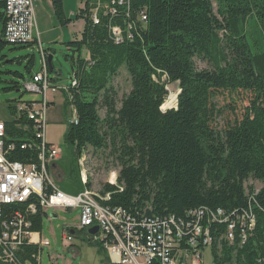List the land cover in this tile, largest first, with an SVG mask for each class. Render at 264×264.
I'll return each mask as SVG.
<instances>
[{
	"label": "trees",
	"instance_id": "trees-1",
	"mask_svg": "<svg viewBox=\"0 0 264 264\" xmlns=\"http://www.w3.org/2000/svg\"><path fill=\"white\" fill-rule=\"evenodd\" d=\"M100 1L98 23L91 10L99 0H86L76 16L86 22L81 39L67 43L77 85L62 89L76 119L70 121L71 111L67 143L79 155L88 146H112L120 167L118 184L106 183L98 201L110 209H124L138 222L174 216L179 224L197 223L191 212L200 210L206 213L204 226L218 210L232 220L243 215L246 222L248 215H254L256 222L245 242L239 237L234 243L226 241L225 223L212 222L209 228L215 264H257L264 259V49L257 46L253 51L245 26L249 18L257 20L264 39V0H216L218 13L214 0ZM5 9L6 0H0V49L7 44ZM53 9L61 25L75 20L65 16L62 0H53ZM143 12L146 22L139 19ZM114 26L123 30L124 42L116 43ZM195 57L207 59L212 67L199 70ZM33 64L31 58L29 71ZM123 65L132 89L118 108L110 82ZM172 83H179L181 90L178 106L163 110L167 85ZM225 94L231 96L227 105L235 118L227 119L219 130L215 122L222 110L215 98ZM239 96L249 99L241 113ZM101 106L106 109L107 129L99 114ZM10 108L15 116V108ZM25 124L30 130H24ZM31 127L25 117L7 121L9 141L17 142L9 156L12 161L37 160L30 149L20 148ZM251 178L263 182L260 190L246 185ZM8 209H16V204ZM44 217L41 211L31 217L32 231H42ZM40 250L25 244L18 256L33 260ZM0 264L10 262L0 260Z\"/></svg>",
	"mask_w": 264,
	"mask_h": 264
},
{
	"label": "built area",
	"instance_id": "built-area-1",
	"mask_svg": "<svg viewBox=\"0 0 264 264\" xmlns=\"http://www.w3.org/2000/svg\"><path fill=\"white\" fill-rule=\"evenodd\" d=\"M35 1L6 0L8 21L4 39L7 43L28 45L38 42ZM125 2L126 0H118L119 4ZM101 3L99 0L97 7L91 10V18L95 23L99 22ZM105 6L111 13H115L113 7L110 8L107 4ZM139 19L146 22V13H140ZM112 35L116 43H122L126 38L123 30L115 26L112 27ZM130 37L128 35V39ZM42 59V71L24 82L25 90L42 95V100L19 101L12 105L16 110L13 119L25 117L32 122L30 137L26 142L20 143V148L30 149L35 153L36 161L23 163L9 159L17 142L9 141L7 121L0 119V260H7L10 264H28L18 256L23 245H35L40 249L51 246L50 239L34 236L31 219L39 211L48 215L50 209H80L79 223L68 225L64 229L66 242L73 240L70 229L82 230L99 226L94 239L106 250L109 264H206L203 251L209 247L207 233H211L209 226L212 222L227 225L223 237L229 243H234L238 237L241 242L247 240L248 230L252 229V223L256 221L254 215H248L246 222L243 215L236 214V219L232 220L225 211L218 210L216 218H209L208 224L204 226L201 222L206 219V213L200 210L191 212L197 217V223L179 224L172 222V216L166 221L142 218L138 222L122 208L110 209L95 202L85 191L76 196L65 194L58 187L50 170L51 165L61 157L62 150L47 139V111L50 106L48 93L54 86L50 79L48 54L44 50ZM76 85L77 80L72 77L71 86L64 89L68 91ZM70 121L76 123L73 117ZM23 128L28 131L30 125L25 124ZM8 202H16V209H8ZM237 226H240L238 234ZM33 261L39 264L40 256L35 254ZM257 264H264V259L259 258Z\"/></svg>",
	"mask_w": 264,
	"mask_h": 264
},
{
	"label": "rangeland",
	"instance_id": "rangeland-1",
	"mask_svg": "<svg viewBox=\"0 0 264 264\" xmlns=\"http://www.w3.org/2000/svg\"><path fill=\"white\" fill-rule=\"evenodd\" d=\"M214 11L218 13L219 4L214 0ZM262 25L257 20L249 18L247 20L245 31L248 35L249 42L253 51L260 46L264 49V39L262 38ZM222 33V32H221ZM1 36V29H0ZM36 38L37 35H36ZM40 40L33 44L19 45L7 43L0 49V119L8 121L13 119V109L10 106L15 105L19 101H40L42 95L29 93L25 90L24 82L29 80L32 75L37 74L43 69L42 50L54 55L52 66L50 70V78L54 79L53 86L56 88L51 89V97L53 103L50 104L47 117L48 129L47 139L49 142L59 146L62 150L61 157L56 161V165L62 173V177L56 180L58 187L65 193L71 196H76L80 191L90 190L92 195L99 197L101 190L106 183L118 184V177L120 167L116 161L115 154H112V146L104 149H95L88 146L79 155L75 146L67 143L66 133L68 131V118L71 111L74 113V107L66 106V93L63 88H67L72 84V60L67 55L73 52L69 49L67 43H52L41 44ZM70 42V41H69ZM42 47H41V45ZM34 58V64L31 65L29 71V60ZM195 64L199 70L210 69L212 67L210 61L195 57ZM20 73L22 76L16 75ZM17 84L20 91L16 89H7ZM110 85L116 93L118 108L124 96L128 95L132 89L131 78L126 68L123 65L119 73L111 79ZM169 91L168 98L176 95V101L172 105L163 110L177 108L178 106V93L180 91L179 83H172L167 85ZM169 98V99H170ZM231 96L228 94L220 95L215 98L218 108L222 113L217 117L215 127L219 130L223 129L227 119L235 118L228 107ZM165 101V102H166ZM177 102V103H176ZM249 99L242 100L238 97V113H241L244 105H247ZM99 114L103 119V126L105 129L108 125L104 119L106 118V109L99 108ZM75 119V113L73 120ZM116 176L115 181L111 180L112 176ZM83 181V183H82ZM87 183L90 186H87ZM248 187L253 186L256 191L260 190L263 182L249 179L246 183ZM109 196V195H108ZM79 208H63V209H50L48 216L44 218L42 234L51 240L50 247H44L40 251L42 264H103L106 263L107 253L100 250V242L88 234L87 230L78 231L73 235V240L70 246L66 245L63 238V231L68 225H77L80 217ZM56 215L57 218L48 220V217ZM92 238V239H90ZM206 264L214 263L213 247H207L203 251ZM28 264H34L28 261Z\"/></svg>",
	"mask_w": 264,
	"mask_h": 264
},
{
	"label": "crops",
	"instance_id": "crops-1",
	"mask_svg": "<svg viewBox=\"0 0 264 264\" xmlns=\"http://www.w3.org/2000/svg\"><path fill=\"white\" fill-rule=\"evenodd\" d=\"M63 1V9H64V13L65 16L68 19H75L73 20L71 23H69L68 25H61L58 21V19L56 18L55 14H54V9H53V0H36L35 1V14H36V19H37V36L41 42V44H52V43H66L69 41H73L76 38L81 39L82 37V33L84 31L86 22L84 19H76V16L80 13V11L82 9L85 8V4H86V0H62ZM46 51V50H44ZM49 52H52L50 49L48 50ZM47 52L48 55H50L51 53ZM54 88H56L54 86ZM57 93L55 91H49L48 93V100L50 102V104L53 103L52 97H51V93ZM57 162H55L53 165H51L50 170L53 174V176L55 177V179H59L60 177H62V173L60 171V169L58 168V166L56 165ZM83 183V181H82ZM81 192V191H80ZM48 215H46L45 217H47ZM44 217V218H45ZM57 218L56 215L51 217H48V220H50V222H52L51 220ZM44 222V220H43ZM89 228L86 229H82V230H75V229H70V233L71 230H75V233H71V235H76L78 231H85L87 230L88 232ZM34 236L35 237H40V239H49L48 237L43 236L42 231L40 232H34ZM89 234V233H88ZM63 238H64V231H63ZM92 238H94V236L92 235ZM90 238V239H92ZM65 240V239H64ZM51 241V240H50ZM68 244V245H67ZM69 242H66L67 246L69 245ZM52 245V244H51ZM42 250V248H41ZM40 250V251H41ZM100 250L105 251L106 250L102 247V245L100 244ZM40 256V254H39ZM108 258V255H107ZM28 261H32L34 263L33 260H26V262ZM108 259L106 260V263L103 264H109L107 263ZM36 264V263H34ZM42 264V260H41V256H40V263Z\"/></svg>",
	"mask_w": 264,
	"mask_h": 264
},
{
	"label": "bare ground",
	"instance_id": "bare-ground-1",
	"mask_svg": "<svg viewBox=\"0 0 264 264\" xmlns=\"http://www.w3.org/2000/svg\"><path fill=\"white\" fill-rule=\"evenodd\" d=\"M6 29V28H5ZM12 44V43H11ZM31 79V78H30ZM170 98V97H169ZM168 98V100L163 104V106H162V109H166V108H168V107H173L172 105L174 104V102L176 101V95H174L172 98H170L169 99ZM177 103V102H176ZM74 121H76V119H74ZM115 179H116V176H112L111 177V180L112 181H115ZM85 192H86V194H90L93 198H94V201L95 202H99L98 201V199H97V196L95 197V195H92V193L90 192V190L88 191V190H85ZM14 204H16V202H8V205H14ZM210 218H216V213H212L211 214V217ZM155 219H156V217H155ZM172 222H178L176 219H175V217L174 216H172ZM256 222V221H255ZM254 224L255 223H252V227L254 226ZM207 242H208V244H209V247L210 246H212V244L214 243V237H213V235L211 234V233H207ZM40 254V252L39 253H37V255H39Z\"/></svg>",
	"mask_w": 264,
	"mask_h": 264
},
{
	"label": "water",
	"instance_id": "water-1",
	"mask_svg": "<svg viewBox=\"0 0 264 264\" xmlns=\"http://www.w3.org/2000/svg\"><path fill=\"white\" fill-rule=\"evenodd\" d=\"M54 55L50 54L48 55V65H49V69L52 71L53 70V66H52V61H53ZM20 89L17 90V92H19ZM181 93V90L179 91L178 95ZM170 109V108H169ZM168 110V109H167ZM99 232V226H93L91 228L88 229V233L90 235H97ZM71 233H75V230H71Z\"/></svg>",
	"mask_w": 264,
	"mask_h": 264
}]
</instances>
